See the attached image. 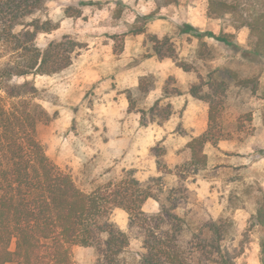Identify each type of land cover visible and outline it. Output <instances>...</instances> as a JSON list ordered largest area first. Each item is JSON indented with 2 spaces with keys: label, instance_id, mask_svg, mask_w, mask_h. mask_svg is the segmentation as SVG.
Listing matches in <instances>:
<instances>
[{
  "label": "rangeland",
  "instance_id": "rangeland-1",
  "mask_svg": "<svg viewBox=\"0 0 264 264\" xmlns=\"http://www.w3.org/2000/svg\"><path fill=\"white\" fill-rule=\"evenodd\" d=\"M164 2L49 0L47 14L59 22V27L41 34L39 41L69 33L84 48L58 73L29 75L13 81H34L40 90L41 104L54 115L37 128L46 155L69 172L81 188L90 190L98 182L119 178L129 169L140 181L157 176L161 172L156 160L175 170L184 160L181 148L207 125L209 104L192 97L196 103H202L192 105L188 98L190 85L200 78L208 80L213 70L219 78L227 77L226 70L234 71L239 78H250L253 82L245 87L234 86L231 80L226 100L216 103L227 126L225 130L232 137L222 140L223 147L205 145L207 166L186 179L188 197L179 205V211L191 208L199 217L207 213L217 217L206 195L207 188L201 190L199 180H205L209 192L215 196L219 215L233 221L229 246L240 251L235 263L264 264V227L250 223L264 193V59L241 55L242 48H248V32L245 27L235 29L229 17L209 16L208 0ZM67 7L80 8L81 12L78 16H65L63 10ZM143 22L147 32L160 38L169 36L178 57L192 69L183 70L171 58L146 57L150 52L146 34L130 33L133 25ZM186 24L196 31H186ZM208 32L225 34L239 48L208 36ZM143 76H150L155 87L145 99L137 100V108L145 109L142 119L141 112L127 110L126 90L134 88ZM253 85H256L254 92ZM164 86L169 90L177 88L179 93L165 97ZM3 95L0 90V96ZM156 100L160 109L170 103L171 114L166 120L160 121L162 110L151 121L156 111L151 113L149 109ZM175 178L169 174L164 181L172 184ZM142 209L156 212L158 204L147 199ZM111 219L127 230L125 210L114 208ZM134 232L123 255L124 264H137L139 260L141 237ZM94 260L93 248H72L73 264H93Z\"/></svg>",
  "mask_w": 264,
  "mask_h": 264
},
{
  "label": "trees",
  "instance_id": "trees-1",
  "mask_svg": "<svg viewBox=\"0 0 264 264\" xmlns=\"http://www.w3.org/2000/svg\"><path fill=\"white\" fill-rule=\"evenodd\" d=\"M48 1L0 0V90L4 94L0 96V264H73L74 246L93 248V264H124L133 231L141 237L137 264H236L240 251L229 246L233 221L209 213L199 217L191 208L179 211V205L188 197L186 179L207 166L205 145L217 146L232 137L216 103L226 100L231 80L238 87L253 81L239 78L232 70H226V78H219L213 70L208 80L200 78L190 85V95L209 104L207 127L181 148L184 160L175 170L156 160L161 172L157 176L140 181L129 169L119 178H107L84 190L46 155L38 138V125L54 117L41 104L40 90L32 79L13 81L58 73L84 48L69 33L39 41L41 34L59 27L47 14ZM80 12V8L63 10L69 17ZM207 14L229 17L235 29L248 28V48H242L241 55L264 59V0H208ZM184 27L196 31L191 25ZM130 33L146 34L145 42L150 45L146 57L171 58L183 70L192 69L178 57L170 37L147 32L145 22L133 25ZM207 35L238 47L225 34ZM154 87L150 76L141 77L137 86L126 90L127 110L141 112L143 119L145 109L137 108V100L145 99ZM163 91L165 97L179 93L165 86ZM170 107L168 102L160 109L156 100L149 109L156 111L151 121L162 110L160 121L166 120ZM169 174L176 177L172 184L164 181ZM147 199L158 203V211L142 209ZM257 203L250 223L264 227V193ZM114 208L128 213L127 230L111 219Z\"/></svg>",
  "mask_w": 264,
  "mask_h": 264
},
{
  "label": "crops",
  "instance_id": "crops-1",
  "mask_svg": "<svg viewBox=\"0 0 264 264\" xmlns=\"http://www.w3.org/2000/svg\"><path fill=\"white\" fill-rule=\"evenodd\" d=\"M244 30L245 31H247L248 32V28H244ZM141 74L142 73H144V72H140ZM139 73V74H140ZM177 73H179V69H176L175 70V74H177ZM133 85H135V84H133ZM138 85V82H137V84L135 85V86H137ZM124 97L122 96V98H121V104L122 105H124L125 104V101H124V99H123ZM188 98H190V102H191V104L192 105H202V103L200 102V103H196V101H194V99H192V96L190 95V96H188ZM127 100V99H126ZM192 108V107H191ZM190 108V109H191ZM192 111H193V109H192ZM207 119H208V114H207ZM206 127H207V125H206ZM206 127L203 129H200V131L199 132H197V133H195L194 135H198V134H200L201 132H203L205 129H206ZM217 145H219V146H221V147H223L224 146V141H222V140H220L219 142H218V144ZM199 183H200V185H201V190H203V188L204 187H206L207 188V191H206V195L207 196H209L210 197V200H211V204H213V209L215 210V211H212L216 216H218L219 214H220V210L219 209H217V205H214L215 204V196L211 193V192H209V188H208V186H209V183L208 182H206L205 180L204 181H201V180H199ZM155 201V200H154ZM158 204V203H157ZM213 215V214H212ZM6 264H9V263H6Z\"/></svg>",
  "mask_w": 264,
  "mask_h": 264
}]
</instances>
